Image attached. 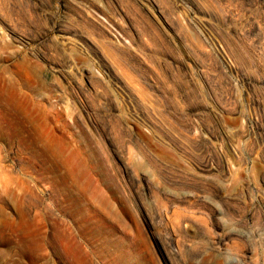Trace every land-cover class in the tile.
I'll use <instances>...</instances> for the list:
<instances>
[{
	"label": "rangeland",
	"instance_id": "rangeland-1",
	"mask_svg": "<svg viewBox=\"0 0 264 264\" xmlns=\"http://www.w3.org/2000/svg\"><path fill=\"white\" fill-rule=\"evenodd\" d=\"M0 264H264V0H0Z\"/></svg>",
	"mask_w": 264,
	"mask_h": 264
},
{
	"label": "bare ground",
	"instance_id": "bare-ground-1",
	"mask_svg": "<svg viewBox=\"0 0 264 264\" xmlns=\"http://www.w3.org/2000/svg\"><path fill=\"white\" fill-rule=\"evenodd\" d=\"M76 233H77V232H76ZM76 233H75V234H76ZM78 233H79V232H78ZM76 236H77V235H76ZM74 238H75V237H74ZM31 253H32V252H31ZM25 254H26V253H25ZM35 260H36V259H35ZM35 260H34V262H35Z\"/></svg>",
	"mask_w": 264,
	"mask_h": 264
}]
</instances>
